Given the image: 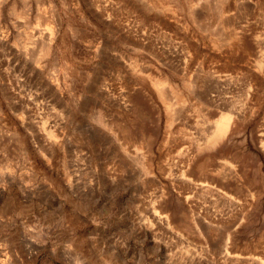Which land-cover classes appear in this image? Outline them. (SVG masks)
<instances>
[{"label": "rangeland", "instance_id": "374dc122", "mask_svg": "<svg viewBox=\"0 0 264 264\" xmlns=\"http://www.w3.org/2000/svg\"><path fill=\"white\" fill-rule=\"evenodd\" d=\"M0 264H264V0H0Z\"/></svg>", "mask_w": 264, "mask_h": 264}, {"label": "bare ground", "instance_id": "6f19581e", "mask_svg": "<svg viewBox=\"0 0 264 264\" xmlns=\"http://www.w3.org/2000/svg\"><path fill=\"white\" fill-rule=\"evenodd\" d=\"M144 1V0H142ZM51 40L48 41V44L44 46V50L49 47ZM45 45V44H44ZM48 51V50H46ZM46 53V52H45ZM155 83V82H154ZM164 85V84H163ZM160 89V88H159ZM232 121V116L230 113L222 114L213 125L212 130L208 136L207 142L214 143L223 137L229 130ZM211 147V146H210ZM193 250V249H192Z\"/></svg>", "mask_w": 264, "mask_h": 264}]
</instances>
